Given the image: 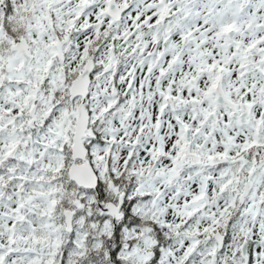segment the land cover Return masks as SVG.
Listing matches in <instances>:
<instances>
[{
  "label": "snow or ice",
  "instance_id": "1",
  "mask_svg": "<svg viewBox=\"0 0 264 264\" xmlns=\"http://www.w3.org/2000/svg\"><path fill=\"white\" fill-rule=\"evenodd\" d=\"M0 264H264V0H0Z\"/></svg>",
  "mask_w": 264,
  "mask_h": 264
}]
</instances>
